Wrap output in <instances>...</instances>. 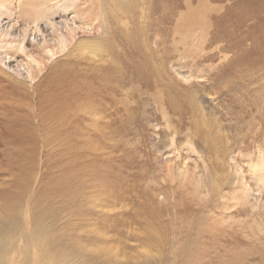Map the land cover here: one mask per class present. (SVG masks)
I'll list each match as a JSON object with an SVG mask.
<instances>
[{
    "label": "rangeland",
    "instance_id": "rangeland-1",
    "mask_svg": "<svg viewBox=\"0 0 264 264\" xmlns=\"http://www.w3.org/2000/svg\"><path fill=\"white\" fill-rule=\"evenodd\" d=\"M206 1L191 24L186 6L198 0H51L52 21L68 23L73 37L57 52L54 34L53 58L25 44L45 66L31 80L23 23L8 35L1 16L0 206L30 229L0 240V264H264V0ZM62 61L87 85L70 97L78 110L68 123L63 116L65 130L50 137L33 85ZM13 86L32 98L12 95ZM28 113L35 140L4 135L5 115ZM71 154L80 155L71 184H53ZM85 168L99 176L82 177ZM104 216L119 231L104 230ZM146 235L155 242L140 243Z\"/></svg>",
    "mask_w": 264,
    "mask_h": 264
},
{
    "label": "bare ground",
    "instance_id": "bare-ground-1",
    "mask_svg": "<svg viewBox=\"0 0 264 264\" xmlns=\"http://www.w3.org/2000/svg\"><path fill=\"white\" fill-rule=\"evenodd\" d=\"M5 1H7V0H0V20H2L1 16L4 14L6 16V18H7V20H8L7 21V23H8L7 25L9 26V27L7 26L8 30H9L7 32L8 35L9 34H13V32L11 31L13 28H15L14 27L15 25L12 24L13 21H15V23H18V22H20V23L22 22L23 23L22 24L23 25L22 26L23 34H22V42H20L21 43L20 50L25 55H27L29 57V60L34 65L33 67H35L34 69H36V70H33V68L31 66H28L25 70H23L24 71L23 75L26 74L25 78L28 77L29 79L30 78L33 79V78H35L33 76L36 75V72L40 73V71L45 66L41 65L42 64L41 63V58L37 57L36 55H34V56L33 55H28V53L26 51L27 46L25 44L28 42L34 48L42 47V50L45 51L46 53H48L51 56V58H53V55L55 54V51H53L52 49H48L47 47H48L49 42H54L53 41V40H55L54 37H53L54 34L57 32V33H59V36H60L59 37L60 39L58 38L59 40H56L60 44V49L57 52H59V51L63 52V51L66 50V45H67V41H66L67 37L66 36L71 35V34L73 35V33H72L73 29H70V25L68 23H65V24L63 23L64 24V28L62 29L61 27L57 26V23L52 21L51 15L49 14V12H51V7H52L51 4H50L51 0H35V2L33 0H24L25 2L19 0L18 1V3H19L18 10L20 12L22 11L21 14L20 13H15V11L12 9V7L9 6L11 1L10 2H5ZM217 1H219V0H217ZM20 2H22V3H20ZM26 2H29V6H30V8H29L30 14L29 15H27V12H26L27 9L25 8V6H26L25 3ZM235 6L236 7L238 6L239 8H242L241 1H238ZM207 8H208V3H207L206 0H198L197 7L194 10L191 9L190 3L188 2L187 6H186V13H185L186 14L185 15L186 21H188L189 23L191 21L192 22L191 24L198 23V20L196 19V15H195V13L197 11L195 13H194V11L195 10H199L200 12H205L207 10ZM208 11H210V9ZM52 13H54V10H53ZM57 15H58V13H57ZM24 16H26V18H23ZM3 20H4V18H3ZM71 28L76 29L77 27L72 26ZM82 30H83V28H82ZM82 30H81V32H82ZM27 34H28V37H27ZM185 34H187V33H185ZM29 35H31V38H29ZM72 35H71V37H73ZM27 38L30 41H28ZM262 38L264 39V36ZM254 40H255V43H256V46H257L258 40L255 39V38H254ZM259 44H260V42H259ZM257 48H258V46H257ZM40 52H38V53H40ZM258 54H259V57H263L264 58V51L263 50L258 51ZM4 72H5V70H4ZM81 73H82L81 70H79L77 68V65L75 63H71L70 64V63H67L66 61H62L60 63H56V64L50 66L49 69L46 70V74H45L44 78L41 80V83L40 84H36L35 86L33 85L34 93L36 95L37 104H38V106L43 108V111H44L43 118L44 119H50L52 121V124H53L52 127L55 128V129L50 128L47 131L51 135L50 137H54V136H57L58 134L62 133L65 130V128H66V123H65L66 120H67V123H68L70 121L71 116H74L75 111L78 110V107L76 105L73 106V104H69V103L71 102L72 99H74V98H70V97H72L74 95V91L76 92V89L79 87L80 82L83 83V85H87V82L85 81L84 78H81L80 82L75 78L76 75L78 76V78L80 76L83 77V75ZM19 74H21V72ZM105 78H107V77H105ZM19 85H20V83H19ZM39 90L42 91L41 95H38V91ZM11 93H12V95L14 94V96H18V97H21V95H24L26 97L25 99L32 98V95L30 94V92L28 90H26V88H24L23 86H21V88L13 86ZM19 94H21V95H19ZM90 96H91V94L88 95V97H90ZM249 96H252V95H250V93H249ZM14 109L16 110V108H14ZM62 113H64V115H62ZM56 115L60 116L61 119H59V121L53 122V117H55ZM5 116L6 117H4V119H6V121H5V129L3 131L4 135L6 134V135H9L11 137H16V138L21 139L22 136H25L26 133L29 132V137L32 140H35L36 134L34 132L33 127L31 126L32 124H31L30 114L29 113L24 115V116H22V117H20V118L19 117H7V115H5ZM63 116H67L66 120L63 118ZM20 124H23V127L21 129H17L16 127L18 125H20ZM70 137H71V135H69V134H67L65 136V138H69V140H70ZM87 147H86V149H87ZM68 148L62 147L61 151L64 152ZM78 158H80V155L73 156L71 154L66 159H63V160H61V162L57 163L56 167H58V168L60 167V169L63 171V176L61 177L60 180L54 181L53 184H61V185L66 186V187L71 184V180L72 179H71V176H70V171L75 166V162H77ZM82 170H83L82 177H84V175L88 174L89 172L92 175H94V176H97V177L99 176V174L96 171L94 172V170H90V169H87V168L82 169ZM87 179L91 180L90 178H87ZM243 186H245V185L243 184ZM147 193H151V192L148 191ZM68 204H69V200L67 202V208H68V213L71 216L73 211L69 207ZM100 204L103 205V201L102 202H97V205H100ZM73 209L77 213V209L76 208H73ZM139 210H140V208H139ZM151 210H149V211H151ZM7 211H9V208L0 206V240L6 239L7 237L12 236L22 226H25V227L29 228V222L23 217H21V218H9V217L3 215ZM13 211H14V209H13ZM83 215H85V213ZM155 215H156V211L154 210V212H152V214H150V213L147 214V219L149 221L151 220V218H152V220H154L155 219V217H154ZM141 219H142V217H141ZM147 219H146V221H147ZM70 220L72 221L71 218H70ZM135 221H137V220H135ZM119 225L120 224L118 223V220L114 219V217L108 218L106 216H104V218L101 220V224H100V226L104 230L109 229V230H114V231H119ZM147 225H148V223H146V226ZM76 226H78V225H76ZM146 226H145V228H146ZM78 227H80L83 232H89L86 228L83 227L82 223ZM145 233H149V232H145ZM21 234L24 235L23 232H21ZM105 236H106L105 232L102 231V233L99 235V239L96 237V242H100L103 238H105ZM149 236H147L146 239H143V240H142V238L141 239L138 238V240L140 241V243H143V241L145 240V242H147L148 244H149V242H155L152 239V237H149ZM94 248H96V247H94ZM203 252H201V253H203ZM45 256L53 257V254L50 251L47 250L45 252ZM192 258L193 257H191V258L188 257L187 259H192ZM237 259H238L237 257H232L231 258L232 262H234V263H235V260H237ZM239 260H242V259L239 258L237 261H239ZM0 262H1V258H0ZM136 262L139 263V264H143L140 261H136ZM9 264H13V263L11 262ZM26 264H30V263L27 262ZM127 264H130V262L127 263ZM236 264H238V263H236Z\"/></svg>",
    "mask_w": 264,
    "mask_h": 264
}]
</instances>
